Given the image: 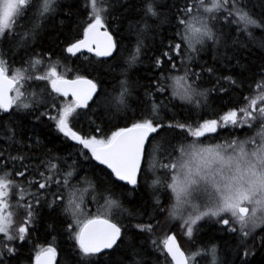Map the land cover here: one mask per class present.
Instances as JSON below:
<instances>
[{"label":"snow or ice","instance_id":"1","mask_svg":"<svg viewBox=\"0 0 264 264\" xmlns=\"http://www.w3.org/2000/svg\"><path fill=\"white\" fill-rule=\"evenodd\" d=\"M136 7V43L124 50L111 22L118 12ZM61 11L81 18L80 35L66 40L62 51L78 59L90 53L95 61L75 69L65 64L61 70L53 54L33 47L45 22ZM165 25L172 35L154 49L151 59L159 71L140 95L132 70L143 64L145 41L154 40ZM254 30L264 35V0H141L139 5L129 0H0V264H12L25 244L32 246L30 264H58V256L66 257L59 264H98L122 246L133 253L129 264H144L136 259L137 243L124 244L129 235L124 216L132 218L133 235L163 257L161 264H224L219 246L201 239L202 221L230 234L242 257L239 264H249L255 254L250 245L259 238L264 248V69L249 78L217 75L213 66L201 65L197 72L194 65L206 51L225 67L239 63L229 49L240 47L242 40L247 47ZM114 61L119 73L112 93L99 90L89 74L97 62L113 71ZM202 73L213 79L212 88L204 87ZM236 91L241 100L223 114H199L210 94L231 97ZM176 110L186 117L178 118ZM21 112L51 122L73 142L67 153L39 138L19 139L11 122ZM105 113H124L130 124L109 134L102 126ZM85 122L91 132L79 130ZM92 161L104 167L97 169ZM115 181L131 186L123 189L126 195L142 181L148 183L152 212L126 208ZM42 207L58 220L48 222L52 240L44 243L38 237ZM174 222L187 247L170 227ZM61 229L72 241L67 253L55 243Z\"/></svg>","mask_w":264,"mask_h":264},{"label":"trees","instance_id":"2","mask_svg":"<svg viewBox=\"0 0 264 264\" xmlns=\"http://www.w3.org/2000/svg\"><path fill=\"white\" fill-rule=\"evenodd\" d=\"M130 3L139 5L141 0H129ZM166 3L167 0H164ZM63 4H71L73 0H62ZM253 3H258V0H253ZM257 12H260V9L257 8ZM140 15V9L129 8L128 10L120 13L118 12V18L115 21H112L111 31L115 34L114 38L119 41L121 49L127 50L130 49L136 43V32L135 28L138 24V17ZM80 16L78 13H74L71 17L66 16L63 11L59 12L51 20L45 22L44 26L40 30L39 36L33 43V47L37 51L46 52L54 55V59H58L63 66L66 64L69 68H78L82 64H87L88 61H95L97 58L93 56H87L88 60H84L82 55L80 59L75 57H70L68 54L62 51L64 43L68 39L76 38L80 35ZM168 25H165L160 29L158 35L155 36V39L149 38L145 41L148 44V48L145 50V56L143 57V64L139 67L132 70V79L138 83L137 91L140 95H143L145 88L154 81L155 74L159 71L156 69L152 62V56L154 54V49L160 45L161 41L164 40L165 43L166 37H171L172 33L168 31ZM255 39L247 42V47L243 46V40L241 46L238 48H230L229 55L239 59V63H236L235 60L228 63L225 67L219 63V59H213V51H206L202 54L199 62L194 65L195 71L201 72V65L204 67L213 66L216 69V74L220 75L222 73H234V74H243L246 77H251L253 73L259 72L264 69V35L261 34L260 30H254ZM116 62H113V71H108V66L101 67L99 62L96 64L97 70L91 72L88 78H94L98 82L99 90H107L108 93H112L113 86L115 84V77L119 73V69H115ZM120 64L123 66V56L120 58ZM69 76L72 73H68ZM205 79L202 81L205 88H212L214 86L213 79L208 76L207 73H202ZM243 78V76H242ZM98 90V96L100 91ZM159 95V94H157ZM167 95L165 94V101L167 102ZM241 100L239 91L234 92L231 97L227 93L218 95L212 93L208 97V105L202 110H199V114L208 117H218L228 110L229 107L235 106ZM103 101V98H101ZM101 103V102H98ZM179 101H173V104H179ZM101 110L102 106H101ZM4 114H0L2 117ZM131 113H129V116ZM171 115V113H169ZM176 115L180 119H184L187 113L176 110ZM107 122L105 125L106 131L111 133L116 127L124 126L125 124H130V119L125 116L124 113L117 114L116 116H109L105 113L104 117ZM3 124H8V121H2ZM11 125L15 128L17 137L19 139H27L28 137L39 138L44 145L48 148L53 149L54 151L62 154H66L73 142L67 141L62 134L58 133L51 122H37L35 117L27 113L21 112L18 113L16 117L12 119ZM79 130L82 132H91V127L88 124L82 123L79 126ZM227 131V130H223ZM171 132V130H170ZM239 133H247L252 135L253 132L250 129H240ZM175 134V133H172ZM4 130L0 127V142H3ZM219 135V133L217 134ZM243 138V135H241ZM78 148L79 146H75ZM75 149H73L74 151ZM83 164L87 165V161H82ZM93 165H96L97 169L103 168L101 165H97L95 161L91 162ZM147 168L145 163L142 169V175L144 169ZM91 172V169H87ZM105 171H107L105 169ZM151 176V173H148ZM114 181L115 178L112 177ZM150 183V181H149ZM115 184L120 186L116 189V195L121 198L126 208L132 210H140L143 214L144 209H147L149 213L152 212L150 205L153 203V191L148 186V183L141 182L138 185V189L134 191L131 195L122 194L123 189H130V187L125 186L121 183L115 181ZM161 199L164 200L165 197L161 196ZM90 207H94L89 205ZM41 215L43 220L41 221L38 232V237L41 243H44L46 240H52V234L47 230L48 222L57 221V217L53 212L47 208L41 210ZM62 219V217L60 218ZM132 220L131 217L124 216L121 218V222L129 224V235L124 239L125 245H130L132 243H137L135 252L140 253L136 257L137 260L143 259L144 264H161L163 257L159 256V253L152 249L150 242L140 240L138 237L133 235L135 229L131 228L129 221ZM134 222V221H132ZM205 227L202 228L199 233L203 242L208 243L210 241L215 242L221 250V259L224 261V264H239V260L242 257H238L235 251L236 242L231 238L230 234L218 231L220 228L219 225L209 224L207 221L201 222ZM177 232V231H176ZM177 236L182 244V246L187 247L184 244V238L180 237V233L177 232ZM58 251L67 253L70 251L68 245L72 243L67 239L66 234L63 233L61 229V234L56 236L55 241ZM31 245L25 244L21 245V251L18 253L17 257L12 259V264H30L29 257L31 253ZM249 250L254 252V255L248 257L249 264H264V248L260 246L259 238H257L255 246H251ZM114 251V255L110 257H103V259L98 260V264H129V258L133 255L132 252H129L127 248L122 246L120 252ZM64 256H58V264L61 260L65 259Z\"/></svg>","mask_w":264,"mask_h":264},{"label":"rangeland","instance_id":"3","mask_svg":"<svg viewBox=\"0 0 264 264\" xmlns=\"http://www.w3.org/2000/svg\"><path fill=\"white\" fill-rule=\"evenodd\" d=\"M202 222H203V221H202ZM177 224H178V222H174L172 225H170V227L175 228L176 231L180 233V230H179L178 228H176V225H177ZM177 237H178V236H177ZM180 237H182L181 233H180ZM182 238H184V237H182ZM178 239H179V238H178ZM184 239H185V238H184Z\"/></svg>","mask_w":264,"mask_h":264},{"label":"water","instance_id":"4","mask_svg":"<svg viewBox=\"0 0 264 264\" xmlns=\"http://www.w3.org/2000/svg\"><path fill=\"white\" fill-rule=\"evenodd\" d=\"M83 54H85V55H91L90 53H83ZM115 55V54H114ZM92 56V55H91ZM98 94V93H97ZM95 99V98H94ZM144 166V165H143ZM143 166H142V169H143ZM102 167H104V166H102ZM107 170V169H106ZM107 171H110V170H107ZM118 183H121V184H123V185H125V186H128V187H130L131 188V186L130 185H127V184H125L124 182H122V181H117Z\"/></svg>","mask_w":264,"mask_h":264},{"label":"flooded vegetation","instance_id":"5","mask_svg":"<svg viewBox=\"0 0 264 264\" xmlns=\"http://www.w3.org/2000/svg\"><path fill=\"white\" fill-rule=\"evenodd\" d=\"M82 55H85V54H82ZM82 55H81V56H82ZM86 56H91V55H86Z\"/></svg>","mask_w":264,"mask_h":264}]
</instances>
